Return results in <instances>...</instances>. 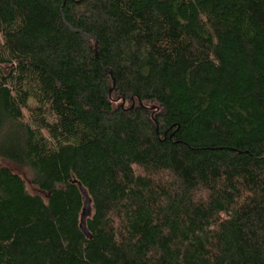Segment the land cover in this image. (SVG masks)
I'll return each instance as SVG.
<instances>
[{
  "label": "trees",
  "instance_id": "1",
  "mask_svg": "<svg viewBox=\"0 0 264 264\" xmlns=\"http://www.w3.org/2000/svg\"><path fill=\"white\" fill-rule=\"evenodd\" d=\"M0 159V264H264V0H0Z\"/></svg>",
  "mask_w": 264,
  "mask_h": 264
},
{
  "label": "water",
  "instance_id": "2",
  "mask_svg": "<svg viewBox=\"0 0 264 264\" xmlns=\"http://www.w3.org/2000/svg\"><path fill=\"white\" fill-rule=\"evenodd\" d=\"M74 183L78 185L80 192L83 196V203H84V207H83V211H82V215H81L80 228H81V231L84 233V235L88 239H92V235L90 234V232L87 228V220H88V218H90V216L92 214V200H91L88 192L82 186V184H80L76 181H74Z\"/></svg>",
  "mask_w": 264,
  "mask_h": 264
},
{
  "label": "rangeland",
  "instance_id": "3",
  "mask_svg": "<svg viewBox=\"0 0 264 264\" xmlns=\"http://www.w3.org/2000/svg\"><path fill=\"white\" fill-rule=\"evenodd\" d=\"M3 166L4 167H8L13 172L21 175L24 179H26L27 187H28V190H29L30 193H32V194H37L38 193V190L31 185V183L29 181V178H28V174H27V172L25 170L20 169L17 166L0 159V167H3Z\"/></svg>",
  "mask_w": 264,
  "mask_h": 264
}]
</instances>
